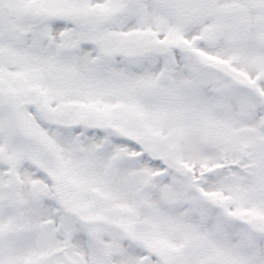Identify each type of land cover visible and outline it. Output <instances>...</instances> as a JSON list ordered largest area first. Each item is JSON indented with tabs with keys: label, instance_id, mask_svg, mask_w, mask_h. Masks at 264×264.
I'll use <instances>...</instances> for the list:
<instances>
[{
	"label": "snow or ice",
	"instance_id": "snow-or-ice-1",
	"mask_svg": "<svg viewBox=\"0 0 264 264\" xmlns=\"http://www.w3.org/2000/svg\"><path fill=\"white\" fill-rule=\"evenodd\" d=\"M0 264H264V0H0Z\"/></svg>",
	"mask_w": 264,
	"mask_h": 264
}]
</instances>
